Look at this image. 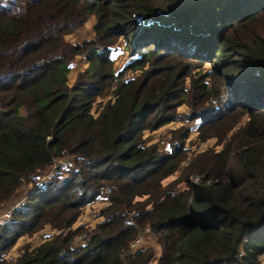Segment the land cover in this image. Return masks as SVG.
<instances>
[{
	"label": "trees",
	"instance_id": "trees-1",
	"mask_svg": "<svg viewBox=\"0 0 264 264\" xmlns=\"http://www.w3.org/2000/svg\"><path fill=\"white\" fill-rule=\"evenodd\" d=\"M91 16L92 38L65 42ZM119 38L134 58L122 71L138 69L136 78L112 71ZM75 56L87 67L68 87ZM197 56L221 73L209 74L202 103L239 110L230 128L246 121L223 149L190 160L179 191L161 183L177 169L178 146L161 154L143 146L142 132L177 118L190 78L180 61ZM189 82L188 94L207 87ZM109 92L94 117L95 100ZM196 113L189 118L202 127L220 121L219 109ZM61 158L72 159L66 177L33 184L0 224V264H264V0H0V207ZM104 188L102 221L70 230ZM43 226L57 234L4 259ZM144 229L157 258L145 247L126 253Z\"/></svg>",
	"mask_w": 264,
	"mask_h": 264
},
{
	"label": "rangeland",
	"instance_id": "rangeland-1",
	"mask_svg": "<svg viewBox=\"0 0 264 264\" xmlns=\"http://www.w3.org/2000/svg\"><path fill=\"white\" fill-rule=\"evenodd\" d=\"M91 17L93 18V16ZM94 21L95 20H91V21L86 20L82 26H80L74 32L64 37L65 42L70 41V43L74 42L71 44H80L82 41L90 40L93 36L92 26L94 24ZM116 44H117V49L113 50L112 52L113 53L112 59L115 61L114 63H112V71L116 70V68H118L121 64L125 63L123 67L117 72L118 74H120L119 77L120 80L131 79L132 77L136 78L140 76L141 71L138 69L122 71L124 66L129 65L130 62L134 60V58L128 56L127 49L124 47L125 44L123 38H119ZM197 58L199 60L190 58L191 60L180 61L181 63H187L183 65L190 68L189 71L190 78H187V80L185 81L186 88L187 87L188 88L184 90L182 97L183 102L179 106H177L174 110V113L177 116V118L172 122L164 124L163 126L159 127L154 131L145 130L142 132L143 146L146 147L149 145H155L158 152L161 154L164 155L169 154L172 145L178 146L179 163L177 165V169L172 174L164 178L161 183L162 185L172 183L174 184L175 189L179 191L185 189V184L180 180V175L182 173L183 168L190 162V160L199 153L205 151L216 153L221 149H223L227 145L230 135L235 133L237 129L241 128L246 121V117L241 116L237 121V123L232 128H230V125L234 121V118L236 117V113H238L239 110H236L237 112L235 111L234 113L229 114L228 110L224 111L223 107L220 109L217 102L212 104L209 102V100L205 99L202 103L200 97L204 96L207 93V88L213 87L215 81V78L213 80V78H211L209 74L214 72V74L216 75H221V73L220 74L219 72L217 73L216 71L218 70L216 69L212 71L213 65L217 66L216 64H218V62L215 61L213 62L212 65V61L209 59H202L200 56H197ZM174 60L178 61V59H174ZM147 67H148V63L144 66L143 70L145 71ZM203 76H207V77L205 78ZM189 79L194 83V87L197 86V84L200 82L201 79H204V81L207 83V87L205 86L206 87L205 91L202 93L200 90H195L194 88L190 94L185 92L191 90V82H189ZM116 84H117V80L116 82L115 81L112 82L110 91L116 88ZM225 89L226 87L225 88L219 87L218 95L222 96ZM109 98L112 100L110 92L106 97L104 98L101 97L95 100L91 108V114L94 117L96 116L101 106L105 102H107ZM242 105L243 108L246 110L249 104L245 103ZM205 106H210V108L213 109H219V113H218L220 116L219 122L213 121L210 124L202 127L199 124V120H195V119L190 120L189 117L191 114H195L200 109L205 108ZM59 161H65V158L55 161L53 167L44 169L43 173L38 177V179H36V176L34 175L25 184L21 185V187L19 188V190L17 191L14 197L15 200L12 201L10 205H7L6 208L4 206L0 207V215L2 216L5 212H9L11 216V213L14 211V209L17 207V204L19 203L18 201L19 200L25 201V198L27 196V191L31 189L33 184H39L45 182L43 180H45L47 175L55 174L56 171L55 169H58V167H60ZM69 161H70V165L68 167L61 168L58 171L60 180L66 177L67 170L73 165L72 160ZM188 179L196 181L194 177H189ZM101 199L103 200L102 194H100V196H98L89 204L81 207L77 217V218L80 217V221L77 222L76 219L73 225L71 226L70 230L76 229L80 226L82 227L83 230L90 231L94 229V227L100 221L97 219L101 218L99 216V212L105 207L103 206V202H101ZM143 199L144 198L138 200L141 201ZM85 221H90L91 227L85 226L84 224ZM1 223H4V220H1L0 224ZM56 234L57 232L55 230L50 229L48 226H43L42 229L38 230L37 232L29 236L27 235L21 236L16 240L15 244L5 252L4 259L14 260L16 257L20 255L23 248H27L28 250L32 249L41 241L45 240L46 238H50V236ZM140 236L143 239V247H145V249H151L153 257L157 258L160 254V248L158 247L154 238L150 236L148 232L144 234V231L140 234ZM76 242L77 239H74V243Z\"/></svg>",
	"mask_w": 264,
	"mask_h": 264
},
{
	"label": "crops",
	"instance_id": "crops-1",
	"mask_svg": "<svg viewBox=\"0 0 264 264\" xmlns=\"http://www.w3.org/2000/svg\"><path fill=\"white\" fill-rule=\"evenodd\" d=\"M91 20H94V18H89L88 19V21H91ZM93 23V22H92ZM67 42H69L70 43V41H67ZM71 43H74V42H71ZM115 49H117V44L114 46V47H112L111 48V52H110V59H111V62L112 63H114L115 61L112 59V56H113V50H115ZM76 63H78V64H76ZM125 64V63H124ZM124 64H121L118 68H116V70H114L113 71V73L115 74V73H117L122 67H123V65ZM87 67V63H86V61L82 58V57H80V56H75L72 60H71V62L68 64V72L66 73V85L68 86V87H70L72 84H73V82H74V80L76 79V77H77V75L78 74H81L84 70H85V68ZM124 80H126V79H124ZM100 194H102V196H103V200L101 199V202H103V206H107V204H108V202H107V189L106 188H104V189H102L101 191H100V193H99V195L98 196H100ZM97 196V197H98ZM96 197V198H97ZM95 198V199H96ZM97 220H100L99 222H101L102 221V219L100 218V219H97ZM80 221V217L79 218H77V222H79ZM98 222V223H99ZM97 223V224H98ZM84 224H85V226H89V227H91V223H90V221H85L84 222ZM89 224V225H88ZM54 236V235H53ZM53 236H50V238H52ZM47 239H49V238H46L45 240H47ZM45 240H43V241H41L39 244H41L42 242H44ZM39 244H37L36 246H38ZM35 246V247H36Z\"/></svg>",
	"mask_w": 264,
	"mask_h": 264
},
{
	"label": "built area",
	"instance_id": "built-area-1",
	"mask_svg": "<svg viewBox=\"0 0 264 264\" xmlns=\"http://www.w3.org/2000/svg\"><path fill=\"white\" fill-rule=\"evenodd\" d=\"M61 159H63V158H61ZM59 160V159H58ZM58 160H56V161H58ZM69 160H72V159H66L65 158V161H59V165H60V167H58V169H55L56 171H55V174L54 175H51V174H49V175H47L46 176V178H45V180H43V181H45V182H48V181H50L52 178H53V176H55V175H58V171L61 169V168H66V167H68L69 165H70V161ZM53 164H55V162L53 163ZM54 165H52L51 167H53ZM50 167V168H51ZM43 172H41L40 174H38L37 176H36V179H38V177L42 174ZM40 184V183H39ZM19 203H20V200L18 201ZM18 203V204H19ZM17 204V205H18ZM10 218V213L9 212H5L2 216L0 215V221L1 220H4V221H7L8 219ZM147 231V229H144V233ZM76 239H77V242H79V243H81V237L80 236H78V237H76ZM143 248V239L141 238V236L140 235H138L133 241H131L129 244H128V247H127V249H126V253H133V252H136V251H138V250H140V249H142ZM123 256H124V254H120L119 256H118V258L119 259H123Z\"/></svg>",
	"mask_w": 264,
	"mask_h": 264
}]
</instances>
